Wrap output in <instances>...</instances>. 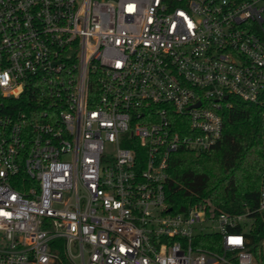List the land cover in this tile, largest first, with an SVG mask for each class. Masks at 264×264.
Returning <instances> with one entry per match:
<instances>
[{
  "label": "built area",
  "instance_id": "built-area-1",
  "mask_svg": "<svg viewBox=\"0 0 264 264\" xmlns=\"http://www.w3.org/2000/svg\"><path fill=\"white\" fill-rule=\"evenodd\" d=\"M230 97L264 118V0H0V264H264V174L240 213L166 202Z\"/></svg>",
  "mask_w": 264,
  "mask_h": 264
},
{
  "label": "trees",
  "instance_id": "trees-1",
  "mask_svg": "<svg viewBox=\"0 0 264 264\" xmlns=\"http://www.w3.org/2000/svg\"><path fill=\"white\" fill-rule=\"evenodd\" d=\"M30 96L28 90L22 97L24 108ZM229 99L231 106L221 112L222 136L212 149L201 153L180 150L171 155L165 195L172 211L200 205L216 215L240 213L257 206L264 174V118L254 104L237 97ZM258 225L253 234L254 253L262 259L258 241L264 229L260 222ZM213 243L208 238L200 245L216 249ZM61 260L62 264H70L62 254Z\"/></svg>",
  "mask_w": 264,
  "mask_h": 264
}]
</instances>
